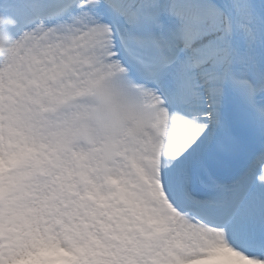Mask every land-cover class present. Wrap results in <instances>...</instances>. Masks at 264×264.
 Listing matches in <instances>:
<instances>
[{"label":"snow or ice","instance_id":"6c2138e0","mask_svg":"<svg viewBox=\"0 0 264 264\" xmlns=\"http://www.w3.org/2000/svg\"><path fill=\"white\" fill-rule=\"evenodd\" d=\"M264 264V0H0V264Z\"/></svg>","mask_w":264,"mask_h":264},{"label":"bare ground","instance_id":"6f19581e","mask_svg":"<svg viewBox=\"0 0 264 264\" xmlns=\"http://www.w3.org/2000/svg\"><path fill=\"white\" fill-rule=\"evenodd\" d=\"M225 259H226L225 256H220L215 258L213 261L206 262V264H219L220 261H223Z\"/></svg>","mask_w":264,"mask_h":264}]
</instances>
